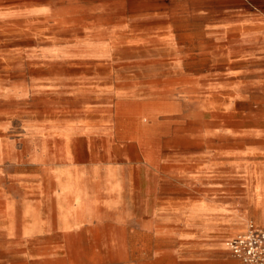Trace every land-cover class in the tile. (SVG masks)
<instances>
[{"label": "rangeland", "instance_id": "374dc122", "mask_svg": "<svg viewBox=\"0 0 264 264\" xmlns=\"http://www.w3.org/2000/svg\"><path fill=\"white\" fill-rule=\"evenodd\" d=\"M253 2L0 0V264H244L228 241L264 225L242 170L264 150Z\"/></svg>", "mask_w": 264, "mask_h": 264}, {"label": "built area", "instance_id": "2783aa9c", "mask_svg": "<svg viewBox=\"0 0 264 264\" xmlns=\"http://www.w3.org/2000/svg\"><path fill=\"white\" fill-rule=\"evenodd\" d=\"M228 247L244 264H264V225L248 226L230 238Z\"/></svg>", "mask_w": 264, "mask_h": 264}, {"label": "crops", "instance_id": "0c3cea01", "mask_svg": "<svg viewBox=\"0 0 264 264\" xmlns=\"http://www.w3.org/2000/svg\"><path fill=\"white\" fill-rule=\"evenodd\" d=\"M244 1V3L249 6V8H251L252 10L258 9L259 6L257 4H255L253 1L255 0H242ZM258 25H249L247 30L248 32L252 33V32H257ZM259 154L261 155L260 158V162L257 164H253L252 161L248 162L247 164H243L242 166L244 167L242 170L251 177L255 178V191L259 190L260 193L264 192V150H260ZM257 160V159H256ZM262 199V198H260ZM260 202V200H259ZM261 203V202H260ZM259 203V205H260ZM264 214V212H262ZM196 228L193 229L192 232H190V239H196V240H200L204 243H206V245H210L211 241H214L217 239V236L215 234H213V232L209 229H207L204 225H198L195 226ZM233 264H236V261L233 260L232 261Z\"/></svg>", "mask_w": 264, "mask_h": 264}, {"label": "bare ground", "instance_id": "6f19581e", "mask_svg": "<svg viewBox=\"0 0 264 264\" xmlns=\"http://www.w3.org/2000/svg\"><path fill=\"white\" fill-rule=\"evenodd\" d=\"M259 225H262V224H259ZM248 226H253L252 224L248 225Z\"/></svg>", "mask_w": 264, "mask_h": 264}]
</instances>
